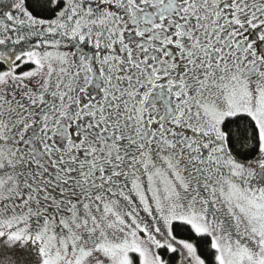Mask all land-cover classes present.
Masks as SVG:
<instances>
[{
    "label": "snow or ice",
    "instance_id": "obj_1",
    "mask_svg": "<svg viewBox=\"0 0 264 264\" xmlns=\"http://www.w3.org/2000/svg\"><path fill=\"white\" fill-rule=\"evenodd\" d=\"M0 264H264V0H0Z\"/></svg>",
    "mask_w": 264,
    "mask_h": 264
}]
</instances>
